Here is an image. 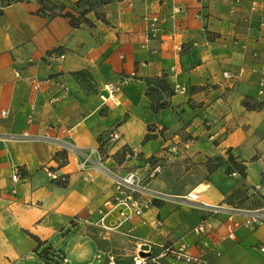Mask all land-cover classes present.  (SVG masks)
Wrapping results in <instances>:
<instances>
[{"label": "crops", "instance_id": "0c3cea01", "mask_svg": "<svg viewBox=\"0 0 264 264\" xmlns=\"http://www.w3.org/2000/svg\"><path fill=\"white\" fill-rule=\"evenodd\" d=\"M40 1L0 0V264L51 256L82 261L86 237L97 242L96 264L107 263L110 254L132 264L138 239L150 240L155 250L174 243L199 253L193 229L204 212L181 198L206 185L201 201L231 205L211 161H229V149L242 138L240 129L234 131L233 107L259 95L264 0H121L98 10L105 22L89 13L92 29L40 15ZM49 1L64 12L81 11L74 6L79 0ZM153 20L158 32L151 37ZM55 52L65 58L55 59ZM227 72L233 79L224 77ZM109 84L118 88L119 103L107 98ZM113 132L118 142L110 139ZM24 134L71 137L83 150L100 147L105 164L122 173L142 172L134 160H123L124 147L164 157L176 145L177 153L149 182L151 208L117 227L99 213L114 193L111 181L95 168L78 171L75 157L53 143L19 139ZM15 168L20 183L12 180ZM48 171L66 175L67 183L51 180ZM250 183L257 187L259 181ZM98 230L122 240L101 241ZM219 231L208 238L202 264H264V227H240L235 239L225 240ZM45 248L47 255L40 254Z\"/></svg>", "mask_w": 264, "mask_h": 264}, {"label": "built area", "instance_id": "2783aa9c", "mask_svg": "<svg viewBox=\"0 0 264 264\" xmlns=\"http://www.w3.org/2000/svg\"><path fill=\"white\" fill-rule=\"evenodd\" d=\"M157 20H153L150 27L151 37L156 36L158 27H156ZM261 26H264V20L260 22ZM55 59L62 60L65 58L63 53L55 52ZM264 72V68H263ZM18 75V73H17ZM224 77L227 79H233L230 73H224ZM41 82L37 81L35 89L40 88ZM68 91V88L64 89ZM108 92L107 98L114 103H119L116 98L118 88L112 84L106 86ZM264 93V78L259 81V94ZM56 99H53L51 103H54ZM8 113L4 112L3 116H7ZM19 139L25 140H38L42 139L46 142L55 144L61 152L66 154H72L76 159V166L78 171L83 172L90 168L99 170L104 176H106L112 183L114 193L110 199L103 204V208L99 211L101 214V221H105L107 218H113L116 226H122L124 223L133 220L134 218L141 217L152 206L153 192L149 187V182L156 178L163 170L174 162L177 153V146L171 145L167 148V154L164 157L158 155H152L144 157L142 153L132 147H124L121 149V156L124 161L134 160L137 162V167L142 169L139 173L137 170L128 171L126 173L117 172L105 164L103 153L100 147H92L88 149H81L71 137L57 138L45 135L43 137L30 136L24 134ZM110 139L113 142H118L120 135L117 132H113L110 135ZM193 139H187L188 143H193ZM262 173L264 175V164L262 167ZM48 175L51 180L66 184L68 179L66 175H58L54 171H48ZM12 180L15 183H20L22 180V174L19 168H15L12 174ZM262 193L264 194V184L262 186ZM200 192L190 193L188 196L181 198V203L184 205L192 206L197 209H201L204 214L198 224L194 227L193 233L200 238V251L197 254L189 252L187 245L177 246L174 243H164L157 246L158 250H155L153 242L146 240L140 244L136 254L132 258V264H202L204 263V250L209 247L208 238L215 232H220L219 239H235L236 231L240 227H246L249 229H258L264 227V205L259 208H246L239 206L227 205L225 203H208L200 200ZM163 226V221H156V227ZM144 246L147 249L144 250ZM264 251V248H262ZM142 253L144 255H142ZM100 258V256H98ZM64 262H67L65 259ZM88 264H94L90 262ZM105 264H119L114 255H108V261Z\"/></svg>", "mask_w": 264, "mask_h": 264}, {"label": "rangeland", "instance_id": "374dc122", "mask_svg": "<svg viewBox=\"0 0 264 264\" xmlns=\"http://www.w3.org/2000/svg\"><path fill=\"white\" fill-rule=\"evenodd\" d=\"M20 0H2V4L16 3ZM263 78L262 76L260 79ZM259 88V87H258ZM259 94L258 89H254ZM264 93L257 95L256 101L247 100L243 101V106L235 107V127L234 131L239 129L242 132L241 142L229 149L230 156L234 161H224L221 158H215L211 161L214 169H219L221 177V188L225 195V201L233 206L246 207V208H259L264 205V194L262 193V186L264 184V175L262 167L264 164ZM260 98V99H258ZM253 111V112H251ZM248 112H251L248 114ZM249 181H247V177ZM259 181L258 186L251 185V179ZM206 187V185H204ZM78 233H70L66 236V244L69 238ZM99 240L107 242L120 243L122 239L118 238L121 234H106L105 232L96 231ZM61 237V236H60ZM124 237V236H122ZM105 238V239H104ZM87 241V258L84 260H74L72 264H88L92 261L94 264V256L97 255V242L91 238L86 237ZM54 241V240H53ZM143 243L146 240H140ZM109 242V241H108ZM140 243V244H141ZM50 244V243H49ZM124 244V243H123ZM136 245L137 249L140 247ZM64 245H61L60 249ZM46 248L43 250L45 251ZM50 259V260H49ZM42 260L36 257L34 262L29 264H67L61 259L50 257Z\"/></svg>", "mask_w": 264, "mask_h": 264}, {"label": "trees", "instance_id": "16d2710c", "mask_svg": "<svg viewBox=\"0 0 264 264\" xmlns=\"http://www.w3.org/2000/svg\"><path fill=\"white\" fill-rule=\"evenodd\" d=\"M21 1V0H20ZM116 1H121V0H79L77 2H75L74 6L77 9H81L79 14H75L73 12L70 11H65V7L64 6H58L55 5L53 3H51L49 0H41L40 4H41V8L39 11V14L44 16V17H48L49 19H53L55 17L58 16H62V17H67L70 20V25L74 28V29H79L82 28L84 26H87L89 28H94L95 25L94 23L89 20L87 18V15L91 12L95 13V16L98 20H102V21H106L105 20V15L98 11L99 9L103 8L106 5H109L111 3H114ZM12 3H8V5H10ZM1 14V12H0ZM164 105H160V106H153V112H158V110L160 108H164ZM148 139V137H147ZM229 160L234 161V159L230 156ZM31 237L33 239H35L37 242H40L39 238L30 234ZM47 253V249L45 251H41L40 254H46Z\"/></svg>", "mask_w": 264, "mask_h": 264}, {"label": "bare ground", "instance_id": "6f19581e", "mask_svg": "<svg viewBox=\"0 0 264 264\" xmlns=\"http://www.w3.org/2000/svg\"><path fill=\"white\" fill-rule=\"evenodd\" d=\"M205 188V186H200L199 188H197L196 190H195V192H200V190L201 189H204Z\"/></svg>", "mask_w": 264, "mask_h": 264}, {"label": "water", "instance_id": "95a60500", "mask_svg": "<svg viewBox=\"0 0 264 264\" xmlns=\"http://www.w3.org/2000/svg\"><path fill=\"white\" fill-rule=\"evenodd\" d=\"M144 250H146L147 249V246H144V248H143ZM142 255H144L143 253H142Z\"/></svg>", "mask_w": 264, "mask_h": 264}]
</instances>
